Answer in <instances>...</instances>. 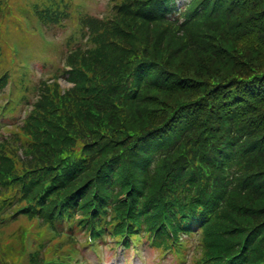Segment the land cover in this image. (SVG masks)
Here are the masks:
<instances>
[{"label": "trees", "instance_id": "trees-1", "mask_svg": "<svg viewBox=\"0 0 264 264\" xmlns=\"http://www.w3.org/2000/svg\"><path fill=\"white\" fill-rule=\"evenodd\" d=\"M116 1L98 47L70 57L76 86L47 87L25 158L3 144L0 226L22 227V257L28 238L55 258L128 225L164 250L171 231L190 264H264V0Z\"/></svg>", "mask_w": 264, "mask_h": 264}, {"label": "rangeland", "instance_id": "rangeland-1", "mask_svg": "<svg viewBox=\"0 0 264 264\" xmlns=\"http://www.w3.org/2000/svg\"><path fill=\"white\" fill-rule=\"evenodd\" d=\"M108 0H99L97 4L92 7L95 13H100L107 8ZM61 83L64 86H69V83L64 79L61 80ZM107 247H102V259L103 262L97 261L96 259L93 261L94 264H158V259L156 257L157 253H154L151 249L143 248V251L138 256L133 254V252H126V254H122L121 252H116L114 255ZM91 258H97L96 255L90 251L87 252ZM172 259H169V262Z\"/></svg>", "mask_w": 264, "mask_h": 264}]
</instances>
